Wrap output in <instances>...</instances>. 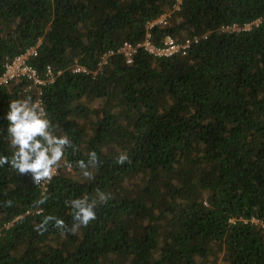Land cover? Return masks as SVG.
I'll return each instance as SVG.
<instances>
[{
  "label": "trees",
  "instance_id": "trees-1",
  "mask_svg": "<svg viewBox=\"0 0 264 264\" xmlns=\"http://www.w3.org/2000/svg\"><path fill=\"white\" fill-rule=\"evenodd\" d=\"M176 3L0 0V75L35 47L29 64L55 75L41 86V107L74 145L46 186L0 168V264H264V228L252 222L264 224V0ZM164 14L152 42L200 37L185 56L138 51L131 64L115 55L99 68ZM76 64L89 73H73ZM28 86H0V154L9 158L8 103H34ZM93 151L88 179L77 161ZM122 152L131 163H116ZM97 190L110 199L89 226L34 230L46 215L71 227L66 202Z\"/></svg>",
  "mask_w": 264,
  "mask_h": 264
},
{
  "label": "clouds",
  "instance_id": "clouds-1",
  "mask_svg": "<svg viewBox=\"0 0 264 264\" xmlns=\"http://www.w3.org/2000/svg\"><path fill=\"white\" fill-rule=\"evenodd\" d=\"M5 119L7 139L12 153L10 158L8 155L0 154V168L7 165L20 175L30 174L35 184L43 183L46 186L58 174L61 162L65 160L66 149L74 148L71 139L67 135L58 137L54 134L47 113L39 104L33 103L31 97L11 100L8 103ZM88 157L87 162L77 161V166L85 177L93 179V174L88 169L97 166L98 156L93 151L88 153ZM116 163L124 165L131 163V159L127 153L122 152L117 157ZM47 199V195H42L37 201V206L43 205ZM108 199L110 194L97 190L96 198L84 195L67 201L73 220L71 227L63 219L46 215L34 230L42 235L48 231L49 224H52L53 227L61 230L62 234H75L81 227H87L97 219L95 211L97 203H106ZM11 203L9 200L6 205L11 206Z\"/></svg>",
  "mask_w": 264,
  "mask_h": 264
},
{
  "label": "built area",
  "instance_id": "built-area-1",
  "mask_svg": "<svg viewBox=\"0 0 264 264\" xmlns=\"http://www.w3.org/2000/svg\"><path fill=\"white\" fill-rule=\"evenodd\" d=\"M180 5V0H177L174 9L177 10ZM169 17L168 14H164L160 16L157 20L148 22L146 27V33L142 42L137 43L136 45H132L130 43H123L122 46L116 51L110 50L105 53L99 63V68L106 65L109 58L115 55H122L124 62L126 64H131L133 62L134 56L138 51H143L155 58H171L174 56H185L187 51L195 44L201 40L200 37H190L186 38L182 41H176L171 37H166L163 40V44L161 46H157L152 42L151 29L157 25H165L166 20ZM254 25L257 22L253 23ZM251 24H246L242 28L233 25L221 28L223 32H234V31H248L250 29ZM203 38V37H202ZM36 48L28 49L24 54L16 56L9 62H6L3 67V72L0 75V86L8 85L13 81H17L20 79H24L29 83L26 91L30 90L32 87L36 89V101L41 106L40 96H41V86L46 84H50L54 82V73L52 72L50 67H46L43 74L39 73L34 67L29 64L30 58L35 56ZM73 73H81L88 74V70L82 66L74 65L72 67ZM60 72L57 73V75ZM42 184V183H41ZM253 223L259 224L260 227L264 228V224L260 223L258 220H252Z\"/></svg>",
  "mask_w": 264,
  "mask_h": 264
},
{
  "label": "rangeland",
  "instance_id": "rangeland-1",
  "mask_svg": "<svg viewBox=\"0 0 264 264\" xmlns=\"http://www.w3.org/2000/svg\"><path fill=\"white\" fill-rule=\"evenodd\" d=\"M221 257V256H220ZM220 257H218V258H220Z\"/></svg>",
  "mask_w": 264,
  "mask_h": 264
}]
</instances>
